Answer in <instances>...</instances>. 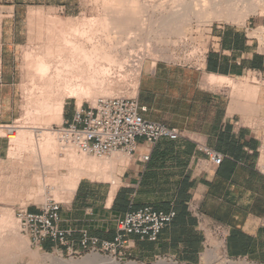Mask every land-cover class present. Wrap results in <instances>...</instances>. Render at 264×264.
I'll list each match as a JSON object with an SVG mask.
<instances>
[{
    "label": "crops",
    "instance_id": "crops-1",
    "mask_svg": "<svg viewBox=\"0 0 264 264\" xmlns=\"http://www.w3.org/2000/svg\"><path fill=\"white\" fill-rule=\"evenodd\" d=\"M44 5L66 9L69 0L5 5L13 15L3 16L0 28V65L10 58L0 71V127L11 125L16 110L15 54L26 36L17 22L19 8L28 17L30 8ZM213 76L230 82L211 84ZM136 99L146 120L178 129L190 139H162L153 145L139 139L134 155L117 152L123 158L108 165L103 175L112 180L80 177L58 202V228L70 233L72 250L51 240L40 248L82 251L84 233L113 242L130 211L151 207L166 214L175 211L176 217L156 242L126 236L125 256L145 264L163 258L200 264L215 243L228 259L264 264V175L258 171L264 164V18L243 26H214L201 65L145 64ZM74 112L64 103L61 118L72 122ZM196 142L223 155L222 164L213 165ZM145 156L150 159L144 161ZM8 157L9 148L0 139V161Z\"/></svg>",
    "mask_w": 264,
    "mask_h": 264
},
{
    "label": "rangeland",
    "instance_id": "rangeland-1",
    "mask_svg": "<svg viewBox=\"0 0 264 264\" xmlns=\"http://www.w3.org/2000/svg\"><path fill=\"white\" fill-rule=\"evenodd\" d=\"M11 1L13 0H0V28L3 16L9 17L13 15V9L5 7V5L10 4ZM22 1L29 3L37 0ZM52 1L61 3L65 0ZM178 1L179 3L181 2L180 0ZM186 1L192 4L191 1L193 2L194 0ZM202 1L198 0L197 3V0H195L194 2L200 7L201 3L202 5L205 3V0ZM239 1L240 2H238V0L237 2L235 1L236 4H234L233 7L241 11L243 6H250L253 2L258 3L261 0ZM179 3L177 0H139L137 6L144 11L141 16L135 18L128 15L129 18L132 17V20L128 19L125 14L118 16V20L127 25L124 33L117 31L115 35L117 39L121 38V40L124 41L123 44H125L128 52L127 65H125L124 68H112L109 77L107 76L105 83L98 87L97 94L94 97L80 100L67 98L65 104L70 103L71 106L76 109L77 106L81 107L82 105L84 108L89 107L90 104L94 102V99L96 101L97 98L120 97L134 99L136 98L138 80L145 64L166 61L181 65H201L214 26H243L253 22L256 18L259 20L264 18V14H255L250 16L245 24L237 22L236 19L235 21L234 19L211 20L212 22L210 20L206 21V19L192 20L189 25L182 23L183 21L180 23L179 20H175V22L170 21L171 23L167 20L165 21V18H162V13H168V11L172 10L174 7L176 8ZM111 9V0H69V6L66 9L63 7L49 8L46 6L30 8L28 10V17L26 15L28 18L26 20L25 8H19L17 22L25 27L26 36L22 38L24 42L23 46L18 48L15 54V68L19 77V85L15 87L16 110L14 117L9 119L11 125L7 127L22 133L26 141L33 135L37 143L38 141L39 143L43 141L46 129L55 134L53 135L54 144L51 153L45 154L48 157L45 162L40 160L38 152L37 157L39 159L34 163V154L31 152L29 153L28 150L25 151V149L15 160L11 159L9 155L8 159L0 161V264H106L104 259L87 258L88 256H92L93 253H99L102 257L106 258L115 257L118 260L120 259L119 254L93 250L70 252L63 251L59 248L46 251L31 242L30 238L22 232L16 218V214L19 210H28L30 212L40 211L42 206L50 200L56 202L64 200L69 194L65 192L72 188L70 184L72 183L71 181L75 179L76 174L78 178L89 177L97 180H112V177H107V175L104 176L110 169L107 162H109L111 158H96L76 151H68L62 147L55 129L65 122L63 117L58 118L55 115H47L44 109L36 105L33 107L31 106L32 113L34 112L31 116L32 118L28 121L23 119V116H25L24 113H26L24 109L27 111L32 102L30 101L33 94L31 92L34 89L32 81L36 77L34 65L32 64L33 66H29L25 58L27 59L28 54L45 56L46 48L51 44L58 47V45H56V35L57 31H59V27H57V29L53 28L51 24L53 20L61 21V23L73 21L74 23L77 22L82 24L85 20H101ZM235 9L234 11H236ZM181 24H184L183 27ZM141 25L144 26L142 27ZM179 25H181V27H179ZM173 29L175 30L172 31ZM178 29L182 31L177 35ZM50 30L51 32H49ZM255 32L256 31L251 32L250 36L254 37L253 34ZM262 38L263 33L259 40ZM8 61H10L9 57H7V63ZM7 63L4 62L2 66L0 65V71L5 70V65ZM31 68L32 71H30ZM35 80L36 83L41 82L39 78ZM33 95L36 98L38 96L37 92H34ZM26 106L29 107L27 108ZM36 107L40 110L39 112ZM7 127L1 126L0 132L4 131L8 134L10 129ZM0 139L10 151L12 148L11 141L6 136L0 137ZM54 153L57 155L56 157ZM120 155L124 156L122 154ZM41 162H44L43 165L45 168L48 167L47 170L45 169L44 171V168L37 167V165H42ZM25 164L29 166L27 167ZM35 164L36 166H34ZM74 172L76 173L75 175ZM68 175L72 178L69 179ZM212 244L213 247H208L203 261L200 264H254L244 259H228L221 251L220 244ZM209 256H213V258H209ZM123 258L127 259V261L119 260L121 262L123 261L121 264L130 262L145 264L135 261L127 255ZM58 260H62L63 263H59ZM163 261L169 264H181L164 258L149 264H159Z\"/></svg>",
    "mask_w": 264,
    "mask_h": 264
},
{
    "label": "bare ground",
    "instance_id": "bare-ground-1",
    "mask_svg": "<svg viewBox=\"0 0 264 264\" xmlns=\"http://www.w3.org/2000/svg\"><path fill=\"white\" fill-rule=\"evenodd\" d=\"M180 1L181 2L179 3V1L177 0L179 4L176 8L174 7L175 9L173 8L166 14L162 13V18L164 17L165 21L167 20L168 22H175V20H179L180 23L181 21H183L182 23L189 25L192 20L206 19V21H213L222 19H234L235 21L236 19L237 22L245 24L250 16L255 14H264V0H261L258 3L253 2L250 6L245 5L243 6V9L241 11H238L235 9V7H233V5L236 4L235 1L237 2V0H205V3H203L204 5H202L201 3L200 7L197 5L198 0L197 3L194 2L195 0L193 1L194 3L191 1L192 4H189L186 0ZM111 2L112 9L101 20H85V22H83L82 24L77 22L74 23L73 21L61 23V21L59 22L58 20H53V22L51 23L53 28L57 29V27H59V31L56 30V45H58V47H55V45L53 44L49 46L47 45L48 47L46 48L45 56H39L35 54L27 55V59L25 58V60H27L28 65L31 66L33 64L34 69H36V77L32 81L34 89L31 93L34 94V92H37L38 96L36 98L32 94V98H30V101L32 102L30 104V107L28 106L29 109H26L27 111H25L26 113H24V120L28 121L32 118L31 116L34 113H32V107L36 105L44 109L45 114L55 115L56 117L61 118L64 109V103L67 98L80 100L84 98L94 97L97 94L98 87L100 85L102 86V84L105 83L107 76L109 77L112 68H124V66L127 65L126 63H128V52L125 44H123L124 41L121 40V38L117 39L115 36L117 31H121L124 33L126 31L125 28L127 25H125L124 22L118 20V16L125 14L127 15L126 17L128 19L132 20V17L137 18L141 16L144 11H142L143 9L137 6L139 0H111ZM238 2L240 1L238 0ZM234 9L238 13L234 11ZM128 15H131L132 17L129 18ZM181 25H179V27H181ZM51 30L49 32H51ZM174 30L175 29H173L172 31ZM179 31L177 32V35L178 33L180 34L182 30L180 32ZM30 71H32V68L30 69ZM37 78H39V81H41L40 83L37 82L38 84L35 80ZM225 82H230V80L227 78H219L214 76L209 78V83L211 84ZM39 111L40 110H38V112ZM10 130L8 131V134H6L4 131L0 132V137L6 136L11 141L12 148L9 151L11 159L15 160L19 154L24 152L23 150L25 149V151L28 150L29 153L31 152L34 154V163H36V161H38L37 159L39 158L41 161L45 162V160L48 158L45 154L49 152L51 153V149L54 144L53 135L55 133L53 134L46 129L44 132L45 137L43 141L39 143V141L37 140V143L33 138V135H31L30 138L27 139L28 141H26V138L23 137L22 133L18 132L17 130ZM52 151L55 152L54 150ZM37 153L40 155L39 158L37 157ZM54 156L56 157L57 155H55L54 153ZM122 158L123 156H121L120 154H114L109 162H107V165H111L114 163L116 164V162H118V160ZM44 162H41L42 165H37V167L44 168L43 170L45 171V169L47 170L48 167L45 168V166L43 165ZM25 166L28 167L29 165L25 164ZM34 166H36V164ZM75 174L76 173L74 172V175ZM68 177L70 179L69 175ZM78 181L79 178L76 174L75 179L71 181L72 183L70 184V186L72 188L70 190H73L75 188ZM113 191L115 192V189ZM114 192L111 193V199L114 196ZM211 257L213 258V256H209V258ZM87 258L104 259L106 264H121L123 262L119 261L123 259L118 260L115 257L106 258L102 257L99 253H93L92 256H88ZM58 262L63 263L62 260H58ZM126 264L138 263L130 262ZM159 264L169 263L163 261Z\"/></svg>",
    "mask_w": 264,
    "mask_h": 264
},
{
    "label": "built area",
    "instance_id": "built-area-1",
    "mask_svg": "<svg viewBox=\"0 0 264 264\" xmlns=\"http://www.w3.org/2000/svg\"><path fill=\"white\" fill-rule=\"evenodd\" d=\"M143 110L136 98H99L87 108L77 106L73 121L64 122L55 131L65 150L96 158H107L117 152L132 156L136 153L139 139L152 145L162 139H190L178 129L146 120ZM196 143L213 165L218 167L222 164L223 155L200 142ZM149 159V156L143 157L144 161ZM258 171L264 175V164L258 166ZM60 210L61 204L50 200L39 212L19 210L16 218L22 232L34 245L40 247L44 241L51 240L72 250L68 241L70 233L58 228ZM175 217V211L166 214L151 207L130 211L119 223L121 233L113 242L100 241L84 233L80 245L83 250L110 252L125 259L126 236L136 235L156 242Z\"/></svg>",
    "mask_w": 264,
    "mask_h": 264
},
{
    "label": "water",
    "instance_id": "water-1",
    "mask_svg": "<svg viewBox=\"0 0 264 264\" xmlns=\"http://www.w3.org/2000/svg\"><path fill=\"white\" fill-rule=\"evenodd\" d=\"M124 261H127V259H123Z\"/></svg>",
    "mask_w": 264,
    "mask_h": 264
}]
</instances>
